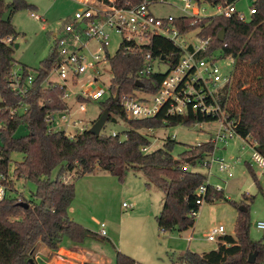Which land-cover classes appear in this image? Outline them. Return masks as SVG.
<instances>
[{
  "label": "trees",
  "instance_id": "trees-1",
  "mask_svg": "<svg viewBox=\"0 0 264 264\" xmlns=\"http://www.w3.org/2000/svg\"><path fill=\"white\" fill-rule=\"evenodd\" d=\"M205 1L211 6L222 4L227 7L236 5L239 0ZM140 2L141 0H116L121 7ZM251 8L256 13L246 22L240 21L237 15L231 18L219 16L202 20L181 19V27L183 32L189 29L200 30L202 37L212 39L211 51L221 50L222 58L234 59L232 81L220 90L219 104L226 118L225 123H232L236 137L247 141L264 157V0H254ZM23 9L33 7L24 0H12L9 4L0 0V36H17L11 21L5 23L2 17L9 10H12V16ZM222 30H225V38L221 42L218 35ZM13 47L0 44V91L10 106L21 101L13 96L4 82L16 63ZM178 52L171 41L154 37L151 44L140 47L133 43H123L117 54L109 57L113 78L109 97L102 103L101 110H109L108 122L118 124L120 119L127 124L125 139L121 138L120 133L116 137L102 134L96 136L89 129L74 139L63 132L49 131L46 116L65 109L62 102L64 90L43 87L53 66L54 54L51 52L50 57L36 70L34 88L24 99L28 111L15 117H11L7 110L0 114V120L3 121L0 128V173L11 178V155L21 153L23 161L16 164L13 174L20 179L35 182L37 191L34 196L39 201L35 205L22 198L0 202V264H31L29 260L33 259L32 254L39 243L57 251L66 238L77 245L88 239L106 238L69 218L68 210L74 202L76 192L75 184L66 182L64 178L66 174L73 172H76L75 178L79 179L100 170L120 181L124 180L128 172L141 175L149 190L155 188L164 195L162 210L156 217L162 231L184 232L194 227L195 218L202 206L197 203L201 200L198 189L208 182L206 175L196 168L209 163L215 144L211 140L185 151L180 159H176L173 155L176 141L173 138H168L163 148L144 152V148L152 146V141L143 131L220 121V117L193 112L171 116L162 110L154 118L129 121L121 105V98L125 94H154L165 77L156 73L149 78H139L138 72L144 67L148 53L153 57L165 58ZM178 57L171 61L172 67L177 64ZM23 69L25 75H29L30 70L24 65ZM138 79L142 80L144 88L135 86ZM118 91L120 97L116 101ZM22 126L28 129L29 134L17 138L16 134ZM188 159L191 160L187 162ZM56 170L59 171L58 176L52 179ZM9 186L12 190L15 189L12 180ZM207 189L205 202L224 199L223 190L219 191L209 184ZM22 202L28 203L29 208L21 207L19 204ZM255 253L256 261L251 263L250 256ZM263 262L264 239H251L247 211L241 212L236 221L235 237H223L216 250L203 254L188 251L183 257V264ZM116 264L140 263L131 256L117 252Z\"/></svg>",
  "mask_w": 264,
  "mask_h": 264
},
{
  "label": "rangeland",
  "instance_id": "rangeland-1",
  "mask_svg": "<svg viewBox=\"0 0 264 264\" xmlns=\"http://www.w3.org/2000/svg\"><path fill=\"white\" fill-rule=\"evenodd\" d=\"M33 9H23L15 12L11 16V24L16 30L17 36L14 42V60L17 65L26 66L31 73L36 74L42 63L51 55L53 48V34L68 23L73 21L77 10L81 9L80 0H24ZM254 0H239L236 3V9L250 18V8ZM6 4L12 0H4ZM182 6L181 2H178ZM210 15L215 10L204 5V8ZM156 15L168 16L174 15L180 17L182 12L173 7L164 6L155 9ZM36 14L43 20H36L31 15ZM195 35L189 38L195 40ZM123 36L110 31L108 53L110 58L114 57L119 51ZM97 47L96 42H91L88 50L84 51L88 55L89 51H94ZM221 64L230 69L231 65L227 59L223 58ZM162 70L167 67L162 65ZM99 74L89 70L77 85H72L68 90V97L65 103L74 113L72 120L79 121L80 128L92 127V122L97 121L104 110L101 105L108 99L106 94L100 101L81 103L78 101L75 93L82 91L86 85L88 89L99 91L111 86L113 74L110 62L102 63L98 66ZM95 77H100L95 82ZM48 82H59L56 74L52 73ZM92 82V83H91ZM74 92V93H73ZM134 93V92H133ZM135 94V93H134ZM143 93L136 92V96H142ZM86 107L85 112H80V105ZM63 114H55L57 122L62 120ZM119 119V118H118ZM127 120H133L127 116ZM73 123V121H71ZM222 121H214L203 124L178 125L169 128H161L152 131H143L152 141L150 151L158 150L164 147L168 138L176 141L173 155L180 159V155L185 151L194 149L198 145L211 141L221 128ZM121 134L125 139L127 124L119 119L118 124L108 122L102 131V135L108 136L111 132ZM68 132L75 134V130L70 128ZM28 129L22 126L17 134V138L27 136ZM0 145L2 140L0 138ZM215 149L209 159L222 158L233 166V177L220 173L216 164L212 165V175L209 176L208 166H198L196 169L206 175L209 185L223 190L224 199L215 200L210 203H203L201 209L195 218V225L192 229L184 232L162 231L156 221L160 214L164 195L161 191L146 187V180L141 175H135L128 172L123 181L104 171H95L92 174L76 179V172L68 173L65 176L66 182L75 184L76 196L71 207L74 209L69 214L72 221L82 225L84 228L100 233V225L105 224L107 237L100 240L88 239L83 248L79 251L86 257H91L92 253L102 252L112 262L102 264H116L117 252L131 256L140 264H183L184 255L190 251L193 253H208L216 250L220 243L210 242L207 236L211 230L219 226L225 227V234L235 236L236 221L243 208L249 214L250 219V237L253 241L264 239V233L259 232L255 223L264 220V177L262 170L253 161L254 150L240 137L229 139L227 144L214 145ZM24 156L15 152L11 155L12 163L10 165V175L15 183V191L12 196L20 195L22 199L30 202L32 205L38 204L35 198L37 185L33 181L20 179L13 174L17 163L23 161ZM59 171L53 172L51 178L55 179ZM147 188V189H146ZM124 204L133 205V208H124ZM67 241V238L64 240ZM39 243L33 252V256L42 246ZM142 246L144 253L147 247L151 248L148 253L155 251L152 259L141 261V257H133L126 252V249H134ZM122 248V249H121ZM125 250V251H123ZM141 250L139 253H142ZM138 258V259H137ZM144 258V257H142Z\"/></svg>",
  "mask_w": 264,
  "mask_h": 264
},
{
  "label": "built area",
  "instance_id": "built-area-1",
  "mask_svg": "<svg viewBox=\"0 0 264 264\" xmlns=\"http://www.w3.org/2000/svg\"><path fill=\"white\" fill-rule=\"evenodd\" d=\"M178 2H181L182 6ZM80 4L82 7L76 11L73 21L65 24L59 32L52 35L54 60L49 76L52 73L56 74L59 82H48V76L43 87L64 90L62 102L65 109L46 116L45 121L49 131L63 132L70 139H74L88 130V128H80L79 121L72 120L74 113L71 112L65 100L69 95V88L72 85H77L89 70L99 74L98 66L109 62L110 56L107 49L110 45V31L112 30L123 36V43H133L136 47H140L151 44L154 37H161L171 41L179 51L171 53L165 58L153 57L151 53L145 56L144 67L138 72L139 78H149L156 73L163 74L165 77L154 94L141 92L142 96H136V93L122 96L121 105L129 118L135 120L154 118L162 110L171 116H183L190 112L210 115L220 117V121H222L219 132L212 139L215 145L227 144L229 139L236 137L232 123H225L226 118L219 104L218 95L222 87L232 81L234 59L225 58L231 65L230 69L226 68L221 64L222 51L210 50L211 38L202 37L198 29H189L183 32L181 27V19L202 20L219 16L231 18L233 15H237L240 21H248L244 14L237 11L234 4L227 7H223L222 4L211 6L205 0H141L136 5L126 7L118 6L116 0H108V2L105 0H80ZM204 5L212 7L215 13L210 15L206 9H203ZM164 6L179 9L182 15L180 17L156 15L155 9ZM255 13V9L250 8V15ZM31 16L36 20H43L36 14ZM194 23L191 25L193 26ZM193 34L195 40L189 38ZM15 39L12 36H0V44L12 47ZM91 42H96L97 47L86 55L84 51L88 50ZM175 56L178 57V61L172 67L171 61L176 59ZM162 65H165L167 69L162 70ZM36 78L37 75L31 72L29 75H25L23 66L14 63L4 82L13 96L20 98L21 101L15 105H7L3 93L0 91V114L3 110H7L11 117L24 115L28 111V105L24 99L33 90ZM99 79L100 77H95V82H98ZM141 79L138 81L142 82ZM109 89L108 91L100 89L96 92L88 89L85 85L82 91L75 95L79 102L80 99L88 102L100 101L109 93ZM79 111L85 112L86 107L83 104L80 105ZM58 113L63 114L59 123L55 117V114ZM2 124L3 121L0 120V128ZM70 128L75 130V134L68 132ZM118 134L113 131L108 136L116 137ZM244 142L250 145L247 141L244 140ZM143 151L148 152L149 148H144ZM253 161L262 170L264 177V157L254 150ZM213 164L217 165L220 173L227 175L228 178L233 177V166L222 158H213L206 165L209 167V176L212 175ZM11 180L13 179L0 173V202L7 199H21L20 195L12 196L16 191L9 186ZM207 184L209 183L207 182L198 189V195L201 197V200L197 202L198 205L205 203ZM124 208H133V205L124 204ZM255 227L259 232L264 233V220L257 221ZM99 234L107 237L105 224L100 225ZM225 236V227L219 226L209 232L207 239L210 242L220 243Z\"/></svg>",
  "mask_w": 264,
  "mask_h": 264
},
{
  "label": "crops",
  "instance_id": "crops-1",
  "mask_svg": "<svg viewBox=\"0 0 264 264\" xmlns=\"http://www.w3.org/2000/svg\"><path fill=\"white\" fill-rule=\"evenodd\" d=\"M73 211L74 209L70 207L68 210V214L72 213ZM233 237L235 236L233 235ZM85 245L86 244L84 243L80 245L74 244L69 239H67V241H63L60 249L57 251L50 250L45 245H42L35 253V256H33V259L36 264H85V263L102 264L103 262L107 263V260L110 263L112 262V260H109L101 251L92 253V256L90 258L86 257L84 254H82L79 251V249L81 250L79 246L83 248V246ZM144 249L142 248V246H139L138 248H136V251L134 249L129 248L126 249V252L129 253L130 255H133V257L136 256L141 257L139 258L141 261H145V259H152L158 257V254L154 256L155 251L152 253L147 252L150 251L151 248L147 247L145 253H144ZM141 250H143L142 253H139Z\"/></svg>",
  "mask_w": 264,
  "mask_h": 264
},
{
  "label": "water",
  "instance_id": "water-1",
  "mask_svg": "<svg viewBox=\"0 0 264 264\" xmlns=\"http://www.w3.org/2000/svg\"><path fill=\"white\" fill-rule=\"evenodd\" d=\"M11 12L12 10H9L7 13L4 14V16L2 17V21L7 23L9 20H10V17H11ZM224 38H225V30H222L219 35H218V39L219 41H224ZM136 87L138 88H144V84L143 82L141 81H138L136 82L135 84ZM119 97H120V93L119 91L117 92L116 94V98L115 100L116 101H119ZM109 115H110V112L108 109L104 110V112L102 113V115L99 117V119L92 125V127L89 129V132L93 135H96V136H100L102 134V131L104 129V127L106 126V124L108 123V120H109ZM191 159H188L187 162H189ZM21 207H24V208H29V204L28 203H25V202H22L19 204ZM243 212H246L247 210L245 208L242 209ZM256 256L257 254L255 253L254 255H251L250 256V262L251 263H254L256 261ZM29 262L31 264H36L34 259H30Z\"/></svg>",
  "mask_w": 264,
  "mask_h": 264
}]
</instances>
